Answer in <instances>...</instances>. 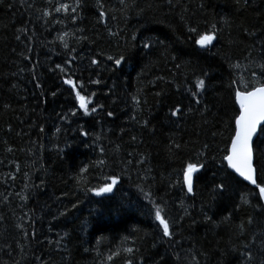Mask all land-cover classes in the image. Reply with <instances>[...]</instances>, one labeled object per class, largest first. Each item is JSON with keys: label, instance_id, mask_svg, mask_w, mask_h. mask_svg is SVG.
<instances>
[{"label": "trees", "instance_id": "1", "mask_svg": "<svg viewBox=\"0 0 264 264\" xmlns=\"http://www.w3.org/2000/svg\"><path fill=\"white\" fill-rule=\"evenodd\" d=\"M261 66L264 0H0V264H262L258 190L222 160Z\"/></svg>", "mask_w": 264, "mask_h": 264}, {"label": "snow or ice", "instance_id": "2", "mask_svg": "<svg viewBox=\"0 0 264 264\" xmlns=\"http://www.w3.org/2000/svg\"><path fill=\"white\" fill-rule=\"evenodd\" d=\"M123 2V0H121ZM79 6L77 2L76 7ZM69 5L61 4L55 9L56 12L61 10L67 11ZM76 10L75 7L72 9ZM45 15H48L45 12ZM101 17L104 16V12L100 13ZM226 22V21H225ZM215 25H213V31L200 35L196 40V44L204 48L210 45L215 36ZM190 31H196V29H190ZM66 35V34H65ZM63 39V37H59ZM65 47L67 45L65 44ZM145 48L149 47L148 43L144 44ZM109 60L112 59L111 56L108 57ZM123 59V57H121ZM121 59H116L115 64L120 65ZM93 64H96L97 61L93 60ZM59 67V66H58ZM262 71H264V66ZM63 71V69H61ZM255 75V73L253 74ZM65 84L72 85L73 91H75L76 100L79 103V107L84 110V113L87 115L89 113V103L90 99L84 95H81L79 91H76V86L73 84L71 79H65ZM98 83V81H94ZM255 86L251 87L246 86L243 90L235 91V104L238 105V114L234 116V130L233 134L230 137V144L225 148V155L222 160L226 162L227 169H230L237 177L242 178L243 181L248 182L253 185L255 189L258 190L259 200L264 201V184L259 181V167L257 166L258 162V152L259 149L254 148V136L264 135V81H253ZM205 80L198 79L195 84L197 91L205 88ZM196 95V93H193ZM199 102V101H197ZM91 112H95L96 108H92ZM180 109L176 108L173 110L172 115L176 116L179 113ZM75 114V113H73ZM109 116H112L113 113L109 112ZM259 126V132H258ZM82 135H87V133H82ZM179 147V145H177ZM205 167L204 164L197 162H188L183 169V185L186 187L188 193H193L194 191V174L200 172L201 169ZM84 171V169H81ZM111 183H106L98 190L89 189V191H94L96 196H100L102 193L112 192L113 186L117 184V177L111 176L108 177ZM226 179L221 180L220 183L215 185V190H219L220 194L226 190L227 184ZM244 203L248 201L242 197ZM164 209L159 205H154V215L155 220L158 221L160 228L162 229L163 237L171 238L173 233L171 230V222L165 218L163 215ZM208 219H211L210 217ZM251 223V220H249ZM248 246L245 245V248ZM126 252H132L131 248L125 249ZM245 256L246 260L251 261V253H242ZM111 259V257H109ZM129 264L131 262L129 261ZM264 264V262H262Z\"/></svg>", "mask_w": 264, "mask_h": 264}, {"label": "water", "instance_id": "3", "mask_svg": "<svg viewBox=\"0 0 264 264\" xmlns=\"http://www.w3.org/2000/svg\"><path fill=\"white\" fill-rule=\"evenodd\" d=\"M237 107H238V105H237ZM258 132H259V126H258ZM256 137L257 136H254V140L256 139ZM226 163V162H225ZM230 170V169H229ZM231 171V170H230ZM242 179V178H241ZM243 180V179H242ZM244 182H246V181H244ZM247 184H249L248 182H246ZM250 186H252V187H254L253 185H251V184H249ZM113 189H114V186H113ZM113 191V190H112ZM112 192H109V193H102L100 196H104V195H109V194H111ZM262 204H263V206H264V201H262Z\"/></svg>", "mask_w": 264, "mask_h": 264}]
</instances>
